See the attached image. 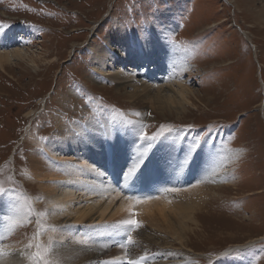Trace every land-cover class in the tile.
<instances>
[{
	"label": "rangeland",
	"instance_id": "obj_1",
	"mask_svg": "<svg viewBox=\"0 0 264 264\" xmlns=\"http://www.w3.org/2000/svg\"><path fill=\"white\" fill-rule=\"evenodd\" d=\"M261 5L259 0H0V44L8 46L9 51L22 48L25 58L14 60L13 66L5 68L6 72L0 70V189L5 190L0 193V205L25 213L9 229L2 224L0 231L5 233L0 245L24 246L28 250L25 262L30 264L36 251L35 247H28L30 243L45 248L50 239L54 241L50 235L54 227L48 214L55 209L49 205L41 185L51 182L45 184L46 178H36L39 171L51 172L40 166L41 161L50 166L51 162L59 164L48 152L50 145L69 137L68 133L78 134L79 128L88 125L103 128L106 123L113 130L129 129L136 123L128 125L126 121L136 122L135 113L140 112L145 115L141 131L149 136L158 133L160 125L167 124L172 126V134L180 133L191 140L192 146L208 141L222 151L243 150L238 163L226 172L213 193L208 192L204 201L188 199L187 209L181 208L185 227L191 230L185 236L187 249L167 247L169 253L185 252L189 256L186 264H264V19L258 12ZM12 30L20 31L14 47L7 38ZM117 38L139 52L137 59L142 70L149 67L142 56L145 41H159L166 49H172V67L165 74V82L156 86L175 81L187 85L190 94L180 113H160L150 110L147 104L140 108L128 94L125 97L115 93V82L109 76L129 75L131 69L132 75L139 73L134 66L120 68L119 62L102 67L106 73L99 70L98 53L113 54ZM29 58L35 60V65L28 63ZM169 134L154 140L162 141ZM31 163L40 170L32 171ZM124 193L132 197L143 194L138 190ZM158 194L168 198V194L175 195L177 191L160 189L151 197L158 198ZM173 197H169L172 205L179 200ZM197 205L202 208L194 216ZM131 218L139 221L137 215ZM61 220L59 224L64 222ZM139 222L138 227H128L116 220L70 223L72 226L65 223L56 230L60 228L64 234L71 230L75 236L85 233L100 237L99 242L106 241L107 254L101 264H113L110 259L117 252L144 257L141 264H159V259L149 252L166 248L159 242H152L156 245L153 248L142 243L137 234L144 235L151 227ZM95 227H100V234L105 228L115 229L118 236L114 240L99 232L96 236ZM156 229L151 231L153 235L169 236L161 228ZM46 258L51 264H58L51 251Z\"/></svg>",
	"mask_w": 264,
	"mask_h": 264
},
{
	"label": "bare ground",
	"instance_id": "obj_2",
	"mask_svg": "<svg viewBox=\"0 0 264 264\" xmlns=\"http://www.w3.org/2000/svg\"><path fill=\"white\" fill-rule=\"evenodd\" d=\"M259 2H262V5L258 7V12L261 13L260 17L264 19V2L262 0ZM17 33L16 30H12V34L6 33L9 42L12 43L11 47L15 46ZM115 42L117 48L112 50L113 54L108 51L98 53L99 70L106 73L107 70L102 69V67H108V65L119 62L120 68L128 66L129 69L134 66L137 67L136 72H139L138 75H132L134 70L131 69L129 75L123 73L118 75L117 73L109 76L115 82V93L122 96L128 94V98L137 102L136 104L140 108L147 104L150 110H156L160 113L172 112L173 110L180 113L189 98L190 90L187 85L182 81H175V83L170 82V85L160 86L166 80L165 74L168 69L170 70L172 67V62H170L172 49H166L167 46L159 44V41H145L144 55L142 56L147 59L149 67H144L142 70L137 59V55L140 56L139 52L131 48L128 42L127 45L124 44L120 38L115 39ZM7 47L0 44V70L5 72V68L13 66L14 60H25L22 56L24 51L20 50L22 48H14L9 51L6 49ZM28 63L35 65L36 62L33 58H29ZM151 65L152 67H150ZM125 70L127 71V69ZM141 81L142 83L138 84ZM149 82L151 83L149 84ZM156 84L160 85L156 86ZM128 90H130L129 93H127ZM140 115L136 124L129 129L113 130L106 123L103 128L88 125L87 128H79L78 134L71 135L68 133L69 137H62L64 139L57 142L53 140L55 144L48 145L50 156L56 158L59 164L51 162L53 165L50 166L41 161L40 166L46 167L51 172L39 171L36 178H46L45 184L51 182V185H43L44 183L41 185L49 198V205L55 209L54 212L48 214V218L54 227L53 233L50 234L54 240L51 252L58 264H101L103 256L107 254L106 241L99 242L97 239L100 237L93 238L85 233L75 236V234L70 233V227L68 228L70 231L64 234V232L59 231L62 229L56 230L59 225L104 220L121 222L131 219V214L128 211L130 201L126 203L124 199L120 198L126 199L128 197L124 191L133 190L135 192L138 190L143 193L140 194L139 198L144 199L151 197L160 189H166L164 185L169 184L178 189L183 187L184 191H177L175 195L168 194V198L164 196L160 198L159 193L158 198L147 200L146 203L138 204L133 208L139 221L145 222L151 227V229L149 228L150 232L144 235L140 232L137 236L142 243L152 246V248L156 246L152 242H159V245L166 248L164 250L153 248L154 250L149 252L154 255V258L159 259V264H186L189 261V256L185 252L179 255L177 251V253L172 254L167 250V247L187 249V237L185 236L191 230H187L188 228L185 227L181 208L185 206L187 209L188 204H190L187 202L188 199L195 202L203 200L204 197L206 199L208 192H212L215 186L220 185L225 174H228L226 172L238 163L243 155V150L222 151L217 148L216 144H211L208 141L194 148L191 140H186L180 133H171L162 141L151 140V148L144 157L145 160L140 169L132 178L125 179L124 173L133 166L136 158L144 152L149 143V141L141 139L145 115L141 113ZM75 158H77L76 161H73ZM31 167L32 171L37 168L40 170L36 164L31 163ZM106 179L108 182H104ZM202 180L206 181L207 184ZM76 192H80L79 196L75 195ZM102 194H105L106 197ZM145 194H149V196ZM118 195L120 199H118ZM92 196L94 197L92 198ZM169 197L176 198V200L179 198V200L174 201L175 203L172 205L169 203L172 202L169 201ZM177 208L178 210H176ZM201 208L197 205L195 213H193L194 216L196 212H199L197 209ZM174 209L175 211H173ZM155 214L158 215L155 216ZM184 214H187V211ZM193 214L188 220L192 218ZM24 215V212L12 211L0 205V228L4 223L5 228L9 229L15 222L17 223L24 218ZM61 219L64 222L59 224L62 222ZM97 227H95L93 234L99 236L97 232L100 234L101 229H99L100 227L97 229ZM156 227L161 228L164 234L167 233L169 236L159 238L153 235L151 231H156ZM63 230L65 231V229ZM84 231L86 232V230ZM114 231L115 229L108 231L105 228L101 234L114 240L118 236V233ZM4 233L5 231H0V241L3 239ZM119 233L123 235L122 232L119 231ZM0 248L3 249V255H0V264H27L25 260L28 250L24 246L8 244L0 245ZM170 250L172 252V249ZM128 254L117 252L110 260L115 264H126L129 259H141V257L133 258ZM142 255L146 254L141 253Z\"/></svg>",
	"mask_w": 264,
	"mask_h": 264
},
{
	"label": "snow or ice",
	"instance_id": "obj_3",
	"mask_svg": "<svg viewBox=\"0 0 264 264\" xmlns=\"http://www.w3.org/2000/svg\"><path fill=\"white\" fill-rule=\"evenodd\" d=\"M135 115L139 116L140 113L137 112V113H135ZM126 123L128 125H133L136 122L128 120V121H126ZM172 132H173L172 126L171 125H167V124L160 125L159 132L156 133L153 136H149L147 134V132L142 131L141 132V139L149 141L148 147L145 148L144 152H142L136 158V160L133 163V166L131 168H129L127 170V172L124 173V178L125 179L132 178L133 175L136 174L137 171L140 169L141 165L143 164V162L145 160L144 157L146 156L148 150L151 148V140L156 139L158 136H163L165 133H172ZM197 146L198 145H194L193 147L195 148ZM3 191H5V190L4 189H0V193H2ZM164 191H166V192H176V191H179V189H177V188H166V189H164ZM153 198L154 197H147V198L141 199L139 197H132V196L126 197V199H128L129 201H132V203L129 205V208H128L129 213L134 217L137 214L135 212H133V208L136 205L141 204V203H146L147 200H150V199H153ZM139 223L140 222L137 219H135V218H131V219H127V220L122 221V224H124V225L135 226V227H138ZM127 239H128L129 243L133 242L131 236H128ZM28 247L29 248H32V247L36 248L35 253L31 257L30 264H51V262L46 258L48 253L50 251H52V241H51V239L49 240L48 247L42 248V246L40 244L33 245L31 243L28 245ZM0 255H3V249L2 248H0ZM144 259H145L144 257H141L140 260L129 259L126 262V264H141V261L144 260ZM113 264H114V262H113Z\"/></svg>",
	"mask_w": 264,
	"mask_h": 264
}]
</instances>
